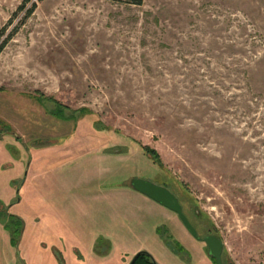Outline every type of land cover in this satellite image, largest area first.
<instances>
[{
	"label": "rangeland",
	"instance_id": "374dc122",
	"mask_svg": "<svg viewBox=\"0 0 264 264\" xmlns=\"http://www.w3.org/2000/svg\"><path fill=\"white\" fill-rule=\"evenodd\" d=\"M2 46L0 264H213L134 178L264 264V0H0Z\"/></svg>",
	"mask_w": 264,
	"mask_h": 264
},
{
	"label": "water",
	"instance_id": "95a60500",
	"mask_svg": "<svg viewBox=\"0 0 264 264\" xmlns=\"http://www.w3.org/2000/svg\"><path fill=\"white\" fill-rule=\"evenodd\" d=\"M134 190L139 193L149 197L150 199L158 202L165 208L175 212L188 230L195 236L198 237L197 231L191 224L187 215L184 213L182 204L180 203L178 197L167 187L157 185L149 180L134 178L131 181ZM206 242L210 255L215 258L217 264H223L222 253L224 249L223 241L214 235L208 236L204 239ZM135 258L130 264H134ZM155 264H158L154 259Z\"/></svg>",
	"mask_w": 264,
	"mask_h": 264
},
{
	"label": "flooded vegetation",
	"instance_id": "af4514ba",
	"mask_svg": "<svg viewBox=\"0 0 264 264\" xmlns=\"http://www.w3.org/2000/svg\"><path fill=\"white\" fill-rule=\"evenodd\" d=\"M188 219H189V218H188ZM190 222H191V221H190ZM183 224H184V223H183ZM191 224L194 226V224H193L192 222H191ZM185 227H186V226H185ZM194 228H195L196 231H197L198 237H195V236H194V235L188 230V228L186 227V229H187V230L189 231V233L194 237V239H197L199 242H201V243H203V244L206 245V247H207V249H208V251H207V255H208V257H209V260H210L213 264H217L215 258L212 257V256L210 255L209 248H208L206 242L204 241V239L207 238L208 236H211V235L217 236V235H215L214 233H209V234L206 235L205 237H202V236H200V234H199V232H198V229H197L195 226H194ZM178 246H179V248H181V251L184 252V250H185V245H184L181 241L178 242ZM140 252H141V251H140ZM183 252H182V253H183ZM138 253H139V252H138ZM138 253H137V254H138ZM137 254H135V255L133 256V258L131 259L130 263L132 262V260L134 259V257H135ZM191 258L194 259L193 256H191ZM222 261H223V264H233L232 261H230V260H228V259L225 260V257H224V249H223V253H222ZM130 263H129V264H130Z\"/></svg>",
	"mask_w": 264,
	"mask_h": 264
},
{
	"label": "trees",
	"instance_id": "16d2710c",
	"mask_svg": "<svg viewBox=\"0 0 264 264\" xmlns=\"http://www.w3.org/2000/svg\"><path fill=\"white\" fill-rule=\"evenodd\" d=\"M36 6H37V4L33 5V8L28 11V15H30L33 12V10L36 8ZM3 47L4 46H2L0 48V52H1ZM19 225H21V228H22L23 225L21 223ZM14 233L16 234L15 231H14ZM134 258H135L134 264H155L154 257L147 251L139 252Z\"/></svg>",
	"mask_w": 264,
	"mask_h": 264
},
{
	"label": "crops",
	"instance_id": "0c3cea01",
	"mask_svg": "<svg viewBox=\"0 0 264 264\" xmlns=\"http://www.w3.org/2000/svg\"><path fill=\"white\" fill-rule=\"evenodd\" d=\"M138 192V191H137Z\"/></svg>",
	"mask_w": 264,
	"mask_h": 264
}]
</instances>
